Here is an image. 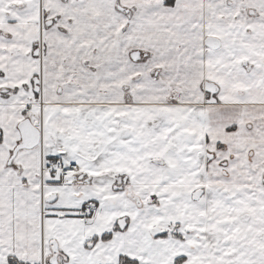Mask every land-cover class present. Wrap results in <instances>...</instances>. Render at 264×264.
Returning a JSON list of instances; mask_svg holds the SVG:
<instances>
[{"label":"snow or ice","instance_id":"obj_1","mask_svg":"<svg viewBox=\"0 0 264 264\" xmlns=\"http://www.w3.org/2000/svg\"><path fill=\"white\" fill-rule=\"evenodd\" d=\"M0 264H264V0H0Z\"/></svg>","mask_w":264,"mask_h":264}]
</instances>
